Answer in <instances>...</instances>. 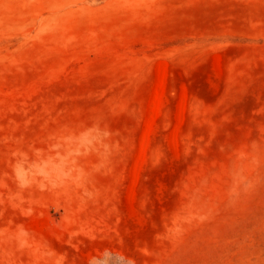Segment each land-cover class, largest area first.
<instances>
[{"label":"rangeland","instance_id":"rangeland-1","mask_svg":"<svg viewBox=\"0 0 264 264\" xmlns=\"http://www.w3.org/2000/svg\"><path fill=\"white\" fill-rule=\"evenodd\" d=\"M0 264H264V0H0Z\"/></svg>","mask_w":264,"mask_h":264}]
</instances>
